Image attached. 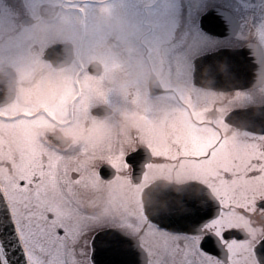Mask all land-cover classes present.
I'll use <instances>...</instances> for the list:
<instances>
[{
  "label": "snow or ice",
  "instance_id": "6c2138e0",
  "mask_svg": "<svg viewBox=\"0 0 264 264\" xmlns=\"http://www.w3.org/2000/svg\"><path fill=\"white\" fill-rule=\"evenodd\" d=\"M83 107L62 102L73 116ZM227 110L213 119L175 117L172 137H138L144 147L131 152L121 138L61 149L34 137L25 119L0 115V264H264V224L241 214L264 210V132H223ZM96 152L107 154V166L97 168ZM153 178L184 186L147 194L153 202L171 194L170 210L159 215L135 199ZM192 183L201 191L193 194ZM105 185L119 215L100 227V217L72 206L80 190Z\"/></svg>",
  "mask_w": 264,
  "mask_h": 264
},
{
  "label": "flooded vegetation",
  "instance_id": "af4514ba",
  "mask_svg": "<svg viewBox=\"0 0 264 264\" xmlns=\"http://www.w3.org/2000/svg\"><path fill=\"white\" fill-rule=\"evenodd\" d=\"M50 1L0 0V71L5 68H13L11 63L14 62V59L16 60L15 54L19 46H31L33 53L40 48L39 43L35 41L38 38L39 26L51 18L57 17L60 13L55 4H49ZM172 1L148 0V4L142 6H138L139 3L137 6H133L136 10L126 12L123 21L116 23L115 14L111 12L107 26L108 36L114 31L125 32V46L128 51L132 50L133 53H136L137 57V64L131 59V63L127 62L126 76L121 80L127 90H119L117 93L123 94L129 99H137V110L142 115H163L164 120L173 127L172 131H175L173 126L175 117L198 120L203 113L209 119L220 118V109L223 106L228 110L222 117V131L229 135L241 134V130L225 122V116L236 109L264 105V66L261 54L258 49L245 52L240 50L251 42H259L264 47V36H262L264 32L259 28L260 18L257 12L244 14L235 12V16L240 22L239 29L233 27L236 21L229 18L221 21L226 25L223 29L224 34L213 35L200 28L202 13L177 10V6L171 4ZM174 2L176 1L174 0ZM181 2L184 3L182 5L184 7L186 0H181ZM32 3H39L38 8H35ZM110 40H114L113 36ZM221 49L229 51L230 55L221 61L227 74V78H223L224 80H243L258 84L246 90L242 88L215 90L196 84L193 75L194 59L202 54ZM235 50H237V54L233 52ZM129 57L131 55L127 58ZM47 63L50 65L49 62ZM243 63L245 64L243 65ZM151 75L156 77L152 78L154 87H150ZM0 78L28 77H22L19 74L15 77L4 74ZM111 78L112 76H109L107 81L109 85ZM119 83L118 85H120ZM23 86V80L20 83L17 82L16 97L21 94L20 89ZM237 95L240 98L232 101V98ZM5 107H0V114L7 118L13 117L6 116L7 114L3 111L6 110ZM24 108L31 110L27 105ZM88 114L90 117L102 118L94 116L91 109ZM90 117L85 119L84 128L75 136L60 127L44 129L46 140L48 143L56 145L50 137L60 136L63 140L65 139V143L60 146L56 145L57 147L69 151L80 149L84 146L86 137L92 130ZM119 119L121 118L118 116L114 117V120L118 121ZM139 119L138 123H132L129 126L120 123L117 137L124 140L125 152H131L134 148L144 146L143 141L138 137L146 135V122L144 118L140 117ZM72 140L74 143L69 142ZM95 155L98 157L97 168L108 165L106 153L96 152ZM128 173L133 176L134 171L131 167L128 169ZM155 179L158 178H153L147 184ZM172 180L175 181L174 178ZM146 185L143 186L141 192ZM106 189L107 185L100 189L85 188L80 190L74 197L76 205L72 206L73 210H76L78 205L79 211L100 217L97 214V209H103L108 215L100 217L99 226H106L105 218L119 215L107 203ZM135 199L138 205L142 204L140 192L135 193ZM89 200L92 201L95 208L88 207L86 201ZM34 210L39 211L38 208ZM241 214L252 222L264 224V210L262 209L257 208L255 211L250 210ZM258 241H254V243Z\"/></svg>",
  "mask_w": 264,
  "mask_h": 264
},
{
  "label": "rangeland",
  "instance_id": "374dc122",
  "mask_svg": "<svg viewBox=\"0 0 264 264\" xmlns=\"http://www.w3.org/2000/svg\"><path fill=\"white\" fill-rule=\"evenodd\" d=\"M103 0H62L60 3L59 15L54 18L49 25L48 33L42 34L37 38L40 48L46 42L55 40H72L75 44L77 55L76 59L65 70L56 71L51 69L45 62L40 61L35 66L36 59H29L32 55L31 46L25 48V52L19 54L20 61L15 60L11 65L13 69L22 77L18 81H27L26 97H18L12 101L7 108L11 111L3 110L6 116L21 117L25 119L26 124L32 125V135L36 138L43 137L45 128L60 127L65 132L78 135L85 126V119L90 117L88 112L90 107L97 104L107 103L120 108L127 106H136L135 99H128L121 94L119 97L113 90H127L123 83H117V78H111L109 81L114 84L108 85L106 73L114 68L117 70L115 76L122 78L123 73L119 71L120 61L116 59L118 55L114 52V57L108 53V48L103 49L106 41V29L104 25H94V18L102 17L105 19L106 6L100 10ZM106 3V2H105ZM103 3V4H105ZM225 5L237 13L257 12L260 22L259 28L264 32V0H189V10L203 12L211 5ZM38 8V3H36ZM100 11H102L100 13ZM261 13V15H260ZM256 14V13H255ZM94 15V18L92 17ZM96 15L98 17H96ZM264 36V33L262 34ZM37 50L35 51L36 58ZM121 57V55L119 56ZM26 59V60H25ZM101 60L105 64V71L97 76L90 75L86 66L93 60ZM123 62V60H122ZM59 74L60 78H55ZM62 75L64 77L62 78ZM30 77V78H29ZM120 80V79H119ZM58 81V82H57ZM108 88V90H106ZM108 91V92H107ZM69 97L77 102L83 101L84 107L78 116L67 114L62 110V102ZM120 98V99H119ZM31 101L37 111L23 108V103ZM126 105V106H125ZM114 107V108H116ZM17 113V114H16ZM22 113V114H21ZM25 113H31L32 117H25ZM2 115V114H0ZM92 130L89 132L84 145L90 143H102L109 138L117 137L120 131V124L113 118H95L90 117ZM127 121V119H124ZM151 132L148 136H158L162 138V124L159 121L150 120Z\"/></svg>",
  "mask_w": 264,
  "mask_h": 264
},
{
  "label": "water",
  "instance_id": "95a60500",
  "mask_svg": "<svg viewBox=\"0 0 264 264\" xmlns=\"http://www.w3.org/2000/svg\"><path fill=\"white\" fill-rule=\"evenodd\" d=\"M231 15L228 10L214 7L208 10L201 17V27L207 31L212 32H220L219 27L216 25H211L209 20L218 16H224L223 14ZM225 15V16H226ZM62 54V55H60ZM73 47L71 43H60L49 47L46 50L45 58L53 61L55 67L59 68L64 65L69 64L73 59ZM89 70L94 74H99L102 72V65L99 62H94L89 66ZM222 74V71L216 70L214 72L215 78H219V75ZM155 78L154 76H152ZM15 78H0V105H4L10 100L14 98L15 95ZM206 85L211 86H219L220 83L217 81L206 82ZM3 86V87H1ZM5 88L6 93L2 95L1 89ZM96 114L101 116L107 115L111 112L107 107H99L94 110ZM227 121L231 123H235L241 126L244 129H248L253 132H264V106L259 107H250L248 109L238 110V113L230 114L226 117ZM55 142L59 144H63L64 142L59 140V138L54 139ZM157 185H170L174 192L182 193L184 191V186L182 184H177L175 182L166 180V179H157L147 185V187L143 191V207L144 210L147 211L150 215H159L160 213L167 212L170 210V193H166L162 191V194L158 197V199L153 202L149 199L148 193L153 190V188ZM201 191V187L196 185L195 183L191 184V192L196 194ZM175 200L179 202V196L175 197ZM167 227V225H165Z\"/></svg>",
  "mask_w": 264,
  "mask_h": 264
},
{
  "label": "clouds",
  "instance_id": "9594fccd",
  "mask_svg": "<svg viewBox=\"0 0 264 264\" xmlns=\"http://www.w3.org/2000/svg\"><path fill=\"white\" fill-rule=\"evenodd\" d=\"M108 21H106L104 18L102 17H99V18H94L92 23L94 25H100V26H103L104 24H106ZM70 143H74V140L72 141H69ZM87 205L89 208H95V205L92 203V201H86ZM97 214L103 218L105 217L106 215H108V213H106L103 209H97Z\"/></svg>",
  "mask_w": 264,
  "mask_h": 264
},
{
  "label": "bare ground",
  "instance_id": "6f19581e",
  "mask_svg": "<svg viewBox=\"0 0 264 264\" xmlns=\"http://www.w3.org/2000/svg\"><path fill=\"white\" fill-rule=\"evenodd\" d=\"M245 63H243V65H244Z\"/></svg>",
  "mask_w": 264,
  "mask_h": 264
}]
</instances>
